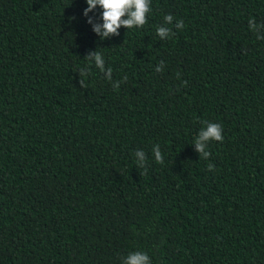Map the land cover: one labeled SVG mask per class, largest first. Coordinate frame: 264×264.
Returning a JSON list of instances; mask_svg holds the SVG:
<instances>
[{"label": "trees", "instance_id": "1", "mask_svg": "<svg viewBox=\"0 0 264 264\" xmlns=\"http://www.w3.org/2000/svg\"><path fill=\"white\" fill-rule=\"evenodd\" d=\"M87 7L0 0V264H264V0H151L103 40Z\"/></svg>", "mask_w": 264, "mask_h": 264}, {"label": "clouds", "instance_id": "2", "mask_svg": "<svg viewBox=\"0 0 264 264\" xmlns=\"http://www.w3.org/2000/svg\"><path fill=\"white\" fill-rule=\"evenodd\" d=\"M88 7L84 10L83 15L88 16V13L93 11L99 6L102 11L103 24H93V18H88V23L93 24V31L100 35L101 40L109 37L110 35H119L118 29L124 27L125 29L143 28L148 23V14L152 11L151 0H86ZM165 24H172L173 16L171 14L164 16ZM177 29H183V21H178L175 24ZM249 27H255V20H249ZM156 33L161 40L171 38L175 35L171 28L165 26H157ZM258 40H264V36L257 35ZM87 60L94 59L95 65L101 72L104 71L105 61L99 52H92L85 57ZM164 65L163 61L157 65L155 71L161 72V66ZM112 68L107 70V79L112 80ZM81 77L89 74V69L83 68L79 71ZM179 75V74H178ZM127 80V76L124 77ZM185 86L187 82L185 81ZM81 87H85L84 81L80 80ZM114 89H118L119 85L114 84ZM205 125L199 131L198 136L195 138L196 150L201 154V158L207 160L211 153L207 150L208 144L211 141L223 143V127L220 123L202 121ZM153 154L156 163L162 164L164 162L163 154L160 151V146L154 145ZM138 158L137 163L139 167H145L146 154L143 151L137 150L134 153ZM215 165L208 164V170L212 171ZM122 264H151V259L147 253L132 252L122 259Z\"/></svg>", "mask_w": 264, "mask_h": 264}]
</instances>
